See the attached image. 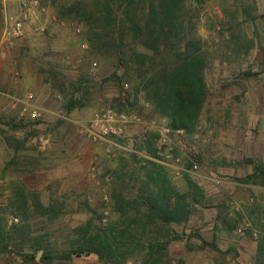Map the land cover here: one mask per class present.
Instances as JSON below:
<instances>
[{
  "label": "rangeland",
  "instance_id": "rangeland-1",
  "mask_svg": "<svg viewBox=\"0 0 264 264\" xmlns=\"http://www.w3.org/2000/svg\"><path fill=\"white\" fill-rule=\"evenodd\" d=\"M77 2L39 0L40 7L26 13L25 36L12 44L6 42L0 53V63L9 64L11 76L19 73L17 77L38 84L58 103L75 101L81 121L78 152L62 141L57 148L61 158H55L54 150L40 140L49 130L41 125L43 115L37 121L15 116L0 121V137L16 151L14 157L8 155L0 142V167L5 168L2 172L0 168L4 226L7 231L12 227L16 214H21L13 203L18 204L26 196L34 235H45L49 243L47 252L39 251V256V252L11 243L6 252L0 253V264H106L95 254L63 258L84 243L88 226L90 235L116 237L110 241L114 251L119 249L123 256L115 257L126 264H134L136 259V264L142 263L138 253L143 255L148 247L147 239L138 241L143 229L149 230L150 238L171 242L170 264L264 263L257 253L264 233V197H256L243 211L236 212L240 223L232 232L225 216L231 209L227 201L234 195L231 192L235 185L214 183L217 179L232 182L246 177L253 167L246 159L264 162V0H184L182 21L186 34L200 38L211 59L206 76L210 96L194 135L170 130L168 134L160 133L157 146L160 150L165 147L159 161L175 164L173 158L180 157L187 163L198 162L201 170L195 176L168 174L165 168L157 169L140 155L125 159L109 143L90 137L86 128L105 109L139 115L145 121L156 120L161 128H169L167 119L154 110L144 92L135 98V80L126 79V69L118 68V59L109 52L108 44L96 39L76 16L62 18L60 12ZM82 2L81 11L95 13V18L103 11L102 0ZM22 11L21 0H0V41L7 17L23 16ZM96 32L101 33V29ZM125 46L135 47L130 37ZM114 72L123 78V88L112 78ZM245 72L253 76L244 78ZM222 87L226 89L223 94L219 93ZM25 92L35 96L37 91L32 86ZM34 131L37 136L30 140L29 134ZM151 134L145 127L140 134L135 133V150L143 152L144 139ZM165 186L170 192L175 190L176 195L190 193L200 201H192L187 223L172 224L170 236L157 218L152 216L154 222L149 223V205L145 202L160 199ZM175 200L172 196V206ZM36 203L47 212H36ZM46 253L50 258L44 259ZM30 255H35L36 263L27 259Z\"/></svg>",
  "mask_w": 264,
  "mask_h": 264
},
{
  "label": "trees",
  "instance_id": "trees-1",
  "mask_svg": "<svg viewBox=\"0 0 264 264\" xmlns=\"http://www.w3.org/2000/svg\"><path fill=\"white\" fill-rule=\"evenodd\" d=\"M82 3V0H79L74 5L63 9L60 15L62 18L76 16V19L85 22V27L94 33L96 39H102L108 44L109 52L115 54L118 59L119 67H117L126 69V79L135 80V98L140 92H144L154 110L167 119L170 130L173 132L183 130L189 135H194L210 96L206 76L211 59L208 52L204 51L205 44L202 40L195 35L186 34L187 27L182 21L184 0H102L103 11L98 13L100 15L98 18L94 17L95 13L90 15L81 11ZM96 24L99 25L98 28ZM95 28L101 29V33H97ZM127 37L131 38L135 47L128 49L125 46ZM237 47L241 52L239 46ZM242 76L250 78L253 74L245 72ZM112 78L123 88L124 80L118 76L117 72L112 74ZM128 96L131 97V93ZM126 100L130 103L129 98ZM76 107V102L70 100L66 110L69 113ZM119 112L123 111L119 110ZM160 136L159 131H152L150 137L144 139L142 150L145 157H140L157 166V169L164 168L152 161V159L161 160V151L165 148L162 147L160 150L157 146ZM133 155L139 157L138 154ZM246 162L253 164L252 171L244 178H234L235 181L242 186L263 187L264 162H255L253 159H246ZM239 164L242 163L239 162ZM153 178L151 179L157 184L158 180ZM187 179L193 184L190 178ZM193 186L198 189L197 185L193 184ZM21 195V197L25 196ZM172 196H176L173 206L170 202ZM192 201L196 204L200 202L197 196L193 198L190 193L176 195L175 190L170 192L166 186L163 187L162 193L160 191V199L145 201L149 205L148 213L151 216L149 223L154 222L152 216L157 218L161 228H165L170 236L172 233L170 227L173 223L183 224L189 221L192 215ZM15 205L21 214H16L14 218L18 219V222H14L8 231L0 213V253L6 252L11 243L20 249L28 247L35 253L47 252L49 243L46 236L34 235L29 222L31 215H29L28 198L23 197L18 204L14 202L13 207ZM34 208L38 213L47 212L45 207L37 203L34 204ZM235 215L234 217H229L227 214L225 216L229 221V231L232 232L240 223V219H237ZM142 233V236H138V241L143 243V240L147 239L148 247L143 255H141L142 252L138 253V259L142 260L140 264H170L168 246L171 242H162L161 237L150 238L148 229H143ZM121 234L125 236L126 232L123 231ZM260 236L257 253L261 262L264 259V233ZM115 238L113 235L108 236L103 233L90 235V226H88L84 243L63 258L95 254L106 264H126L127 261L122 262L116 258L123 256V253L119 252V249L114 251L113 242L110 239L114 241ZM28 258L36 263L35 255L27 256ZM47 258H50L49 253L44 256V259ZM136 261L137 259L134 264L138 262Z\"/></svg>",
  "mask_w": 264,
  "mask_h": 264
},
{
  "label": "crops",
  "instance_id": "crops-1",
  "mask_svg": "<svg viewBox=\"0 0 264 264\" xmlns=\"http://www.w3.org/2000/svg\"><path fill=\"white\" fill-rule=\"evenodd\" d=\"M6 41L1 39L0 41V53H2V48L6 47ZM6 53V52H5ZM5 55V54H3ZM19 74V73H17ZM17 74L11 76V68L7 62L0 63V91H3L4 93L13 94L19 97H23L28 92H25L26 89L31 88L32 86L34 89H36L35 94V105L42 110L43 115V123L41 125L46 126L49 130L45 131V134L41 137V141L43 143L48 145V148L51 150H54V157H60L62 152L57 151V148L60 149V145L62 141H66L69 144L70 148L75 147L76 152H78V140L79 137V126H81V121L78 119L80 115L77 114L76 109L72 110L71 112H67V104L64 103H58L54 99L51 98V94L48 95L47 91L45 89L38 88L37 85H32L29 81H27L25 78H19L17 77ZM226 92V89L222 87L219 89V93L223 94ZM60 111L63 112V114H60ZM66 114L68 116H66ZM83 114V113H82ZM8 116H15L18 117L16 112L11 108L9 100L5 98L0 97V121H3V118H6ZM148 128L147 125H136L133 123H130L126 127L125 136L122 138H117L115 141L121 146V149H116L115 147H112L114 150L120 154V156H123V158L127 159L129 155L138 154L142 157H145V154L143 152H138L135 150L134 146L132 145L135 138V133L140 134L143 128ZM37 131H34L30 133V140L33 136H37ZM142 135H140L139 139H141ZM144 139V138H142ZM36 140V139H34ZM1 144L5 145V149L8 155H14L16 154L14 151H12L11 147L9 145H6L0 137ZM187 146V145H186ZM185 146V147H186ZM92 146H90L91 148ZM190 147V145H189ZM94 148V147H93ZM171 149V148H170ZM191 150V148H186ZM91 149L83 148L82 151L88 152ZM98 152V150H96ZM172 151V150H171ZM191 152V151H190ZM94 153V151H93ZM133 153V154H132ZM101 154V153H100ZM11 158L8 159V164H11ZM61 158V157H60ZM178 158V157H176ZM173 158V161L176 159ZM152 161H157V163H160L162 167L166 169L168 174L174 175V165L168 162L159 161L157 159H153ZM1 172L3 171V165L0 167ZM132 170H134V166L131 167ZM8 170V168H7ZM11 170L14 171V168H11ZM250 173V172H249ZM175 176V175H174ZM178 176V175H177ZM184 176V175H179ZM223 183L228 184V186L235 185L234 192H231L234 194L231 198L228 199V205L230 208H237L240 211H243L244 207L247 205H250L252 202L256 200V197L263 196L264 197V186L263 187H255V186H242L238 184L236 181L230 182L222 180ZM188 191V189H187ZM216 216H218V212L216 210ZM14 220L18 222V219ZM239 232H242V230H239ZM254 246V245H253ZM240 251L242 249H239ZM253 250V249H252Z\"/></svg>",
  "mask_w": 264,
  "mask_h": 264
},
{
  "label": "built area",
  "instance_id": "built-area-1",
  "mask_svg": "<svg viewBox=\"0 0 264 264\" xmlns=\"http://www.w3.org/2000/svg\"><path fill=\"white\" fill-rule=\"evenodd\" d=\"M40 7L39 0H21V9L23 16H9L6 19V25L3 32V39L12 44L14 41L25 36L26 32V13L31 9ZM44 10V9H43ZM0 97L9 100L11 108L16 112L18 118L29 121H37L42 117V110L35 105V96L33 93H28L23 97L0 91ZM147 125L151 131H159L161 134L170 133V129H163L156 120L145 121L142 116L131 115L127 113H119L112 109H105L101 113L95 115L91 125L87 127L90 137L94 141L109 143L110 146L116 149H121V146L115 141L117 138L125 136L126 127L130 124ZM181 132V131H179ZM174 174L176 175H198L201 170L198 162L191 160L187 163L178 157L174 160ZM216 186L222 185L220 179L214 180ZM105 200H108L107 197ZM239 210L235 207L230 209L229 215L234 216ZM108 213H106L107 215ZM17 222V220L15 221Z\"/></svg>",
  "mask_w": 264,
  "mask_h": 264
},
{
  "label": "water",
  "instance_id": "water-1",
  "mask_svg": "<svg viewBox=\"0 0 264 264\" xmlns=\"http://www.w3.org/2000/svg\"><path fill=\"white\" fill-rule=\"evenodd\" d=\"M40 253H41V252L38 253V256L40 255ZM38 258H39V257H37V259H38Z\"/></svg>",
  "mask_w": 264,
  "mask_h": 264
}]
</instances>
